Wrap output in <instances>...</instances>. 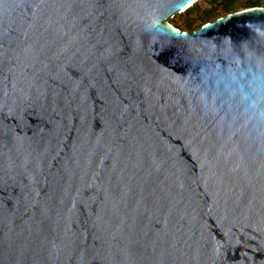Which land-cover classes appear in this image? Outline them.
Here are the masks:
<instances>
[{"label": "water", "instance_id": "1", "mask_svg": "<svg viewBox=\"0 0 264 264\" xmlns=\"http://www.w3.org/2000/svg\"><path fill=\"white\" fill-rule=\"evenodd\" d=\"M0 0V264H264V6Z\"/></svg>", "mask_w": 264, "mask_h": 264}, {"label": "rangeland", "instance_id": "2", "mask_svg": "<svg viewBox=\"0 0 264 264\" xmlns=\"http://www.w3.org/2000/svg\"><path fill=\"white\" fill-rule=\"evenodd\" d=\"M245 1L248 0H234L233 5L237 8H241V4ZM263 5H264V0H262ZM209 7V4L200 1L198 2V5L195 8H192L191 10L187 11H182L179 13H175L172 17L168 19V22L172 25H177L182 29H185V31H190V29L196 27L201 20L206 16V11L205 9ZM215 13H224V7L219 4L215 8Z\"/></svg>", "mask_w": 264, "mask_h": 264}, {"label": "trees", "instance_id": "3", "mask_svg": "<svg viewBox=\"0 0 264 264\" xmlns=\"http://www.w3.org/2000/svg\"><path fill=\"white\" fill-rule=\"evenodd\" d=\"M201 1V0H200ZM206 3L209 4V7L205 9L206 11V16L203 18V20H201L202 22H200L196 27L190 29V31H192L193 29H196L197 27H199L202 23L206 22V21H210L215 19L218 16L224 15L228 12H232V11H236L239 10V6L235 7L233 5V1L234 0H202ZM199 0H197L195 3H193L190 7H188L187 9H185V11H189L192 8H195L198 5ZM221 4L224 7V13H215V8L217 5ZM251 6H264L262 0H248L245 1L241 4V8H246V7H251ZM177 28H179L180 30H185L180 28L177 25H173Z\"/></svg>", "mask_w": 264, "mask_h": 264}]
</instances>
